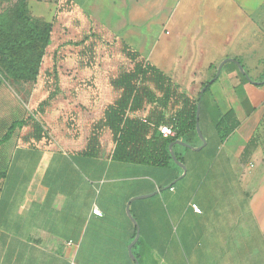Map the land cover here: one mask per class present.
<instances>
[{"label":"crops","instance_id":"obj_1","mask_svg":"<svg viewBox=\"0 0 264 264\" xmlns=\"http://www.w3.org/2000/svg\"><path fill=\"white\" fill-rule=\"evenodd\" d=\"M26 2L34 18L42 19L41 15L67 3L85 20L89 17L109 27L123 25L127 43L132 48L137 44L147 48L149 62L183 87L190 98L192 88L212 80L213 71L224 63L214 77L211 95L205 97L199 124L205 142L212 145L206 148V142L199 151L193 150L197 154L190 169L185 167L186 174L174 180L170 189V185L161 187L165 181L155 168L112 161L114 145L108 130L100 137L101 152L89 170L78 155L85 143L73 150L32 140L11 143L9 139L1 144L0 166L5 174L0 177V264H94L103 259L96 256L97 246L112 253L111 248L115 254L125 246L127 250L135 226L127 217L126 204L131 198L150 194L132 202L131 216L142 241L140 257L148 247L152 261L182 264V253L189 252L192 257L204 241L207 248H221L217 256L211 250L214 264H264V177L256 175L249 180L242 174L246 165L240 162L243 149L264 116V0ZM252 56L258 58L251 61ZM250 70L257 73L254 78ZM214 106L219 112L210 116ZM230 109L240 125L215 152L212 120ZM233 134L242 142L229 144ZM230 181L237 184L242 222L211 225L209 229L207 222L227 216L230 210L214 211L202 204L197 199L198 188L207 182L228 190ZM247 183L258 186L249 199ZM87 187L92 194L88 200ZM192 204L200 213L192 210ZM94 208L101 216L92 213ZM246 214L251 223L245 222ZM221 221L224 223L223 218ZM219 231L222 233L217 235ZM225 247L232 250L224 251ZM256 257L260 259L256 261Z\"/></svg>","mask_w":264,"mask_h":264},{"label":"rangeland","instance_id":"obj_2","mask_svg":"<svg viewBox=\"0 0 264 264\" xmlns=\"http://www.w3.org/2000/svg\"><path fill=\"white\" fill-rule=\"evenodd\" d=\"M16 1L0 0V13L11 9ZM41 18L49 21L51 31L35 78L28 81L9 78L3 75L0 68V138L12 122L34 117L46 132V137L40 141L42 144L53 142L61 147L62 145L69 146L68 149L71 150L81 148L86 143L91 125L114 98V94L108 89L109 79L114 77L121 68L130 69L132 67L122 51V45L126 44L131 50L138 52L139 58L149 61L146 54L147 48H140V44L136 46L135 43L132 48L127 43L128 39L124 35L123 25L116 24L114 28L109 27V24L93 22L89 17L85 20L79 16L76 7L69 6L67 3L63 7L55 8L54 11H48L46 15H41ZM82 40L84 43L74 45ZM156 56L155 53L154 57ZM257 58V56H252L251 61ZM249 72L250 77L253 78L257 74L253 70ZM185 80L188 83L189 79L185 78ZM180 89L185 91L183 87ZM192 90V98H195L201 91L200 87H194ZM210 92L211 89L206 95H211ZM52 93L54 96L49 104L40 107V104ZM222 105L220 108L222 107V111H225ZM30 130L31 127L22 129L16 127L9 142L26 143L24 137ZM251 140L254 143V149L250 157L245 160L246 166H242L244 170L242 174L253 181L256 175L264 177V116L250 138ZM239 142L242 141L238 134H233L228 141L229 144ZM180 150L184 157L185 167L190 169V164L197 153L189 148ZM254 156L255 159H253ZM2 169L0 166V172ZM225 184L227 186V183ZM213 185L217 186L215 190L211 189ZM236 185L230 181L228 182L229 189L225 190L221 184L206 182L198 188L196 195L202 204L213 208L214 211H222L225 208L230 210L227 216L220 215V219L214 217L213 222H207L209 229L211 225L215 227L241 224L243 205ZM257 187L256 184L247 183L245 190L248 199ZM237 211L240 212V220L238 216L236 217ZM222 212L228 211L223 210ZM222 218L224 223L221 221ZM245 222L251 223L248 214L245 215ZM220 233L222 232L219 231L216 234ZM201 242L203 245L200 244L195 248V254L192 257L189 252L182 253L184 260L182 264H214L215 259L212 258L211 250L217 256L218 254L215 253L221 248L210 249L205 247L204 241ZM226 250L230 252L232 248L225 247L224 251ZM144 251L145 254L140 258V264H167L158 259L152 261L151 255L149 256L150 248L146 247Z\"/></svg>","mask_w":264,"mask_h":264},{"label":"trees","instance_id":"obj_3","mask_svg":"<svg viewBox=\"0 0 264 264\" xmlns=\"http://www.w3.org/2000/svg\"><path fill=\"white\" fill-rule=\"evenodd\" d=\"M50 29L49 22L31 16L26 0H17L11 9L1 12L0 68L3 75L24 81L34 79L38 74L44 48L49 42ZM81 43H84V40L74 45ZM122 51L132 67L121 68L109 79L108 89L114 94V98L104 107L101 117L91 125L85 147L78 155L84 159L86 169H91L101 152L100 137L105 130H108L114 145L111 152L112 161L155 168L160 172L162 181H165L161 187L168 186L182 174V169L172 159L169 145L176 141L192 147L201 145L195 128L197 105L199 104L198 123L200 124L205 110L206 93L216 80L203 83L200 90L205 87L204 92L201 94L199 91L195 98H190L185 91L180 90L173 83L169 76L148 60L139 58V54L126 44L122 45ZM244 73L248 76L246 71ZM53 96V93L49 94L40 107L48 105ZM216 112L219 110L214 106L209 114L212 116ZM212 123L216 137L213 149L216 152L240 123L232 109L220 113ZM159 126L170 127L173 136L163 137L158 131ZM16 127L21 129L31 127L30 132L24 137L25 141L39 142L46 137L40 122L34 117H29L26 120L12 122L0 138V145L10 139ZM206 142V148L212 145L208 140ZM253 144L252 140L246 144L240 156L241 163H245L251 155ZM181 148L183 147L174 144L173 156L185 166L184 157L180 153ZM79 167L82 169V164ZM4 174L5 172H0V177ZM172 187L173 185H170L168 189ZM91 195L87 187V200ZM134 204L135 202L129 207L131 215ZM134 236L135 229L132 231L129 243ZM141 243L139 238L131 248L138 264L141 258L138 253ZM110 250L112 253L104 248L95 247L96 256L99 255L98 257L103 259L94 264H134L127 254L126 246L116 254L113 249ZM105 258L110 260L106 261ZM88 262L86 264L90 263Z\"/></svg>","mask_w":264,"mask_h":264},{"label":"water","instance_id":"obj_4","mask_svg":"<svg viewBox=\"0 0 264 264\" xmlns=\"http://www.w3.org/2000/svg\"><path fill=\"white\" fill-rule=\"evenodd\" d=\"M223 63H224V61L221 62V63L219 64V66H218V68H217V70H216V73H215V78L219 75V73H220V69H221ZM236 64H237V63H236ZM237 66H238L240 72L243 74V73H244L243 68H242L239 64H237ZM215 78H213V79L211 80V82H213ZM246 78H247V80L250 81V79L247 77V75H246ZM211 82H210V83H211ZM250 82H252V81H250ZM252 83H253V82H252ZM204 90H205V87H203V88L201 89L200 93L202 94V93L204 92ZM198 120H199V104L197 105V112H196V127H195V128H196L197 135H198L199 139H200L201 142H202V145H201L200 147L194 148V147L189 146V145H187V144H185V143H183V142H181V141H176V142H173V143H171V144L169 145V148H170V154H171V156H172V159L175 160L176 164L182 169V174H181V176H179L177 179H180L181 177H183V176L186 174V168H185L184 164H182L181 162L177 161V160L175 159V157L173 156V151H172V147H173V145H174V144L181 145L182 147L189 148V149L196 150V151H199L202 147H204V146L206 145L205 139L203 138V136H202V134H201V132H200V129H199V123H198ZM173 183H174V182H173ZM150 195H151V194H150ZM150 195H143V196H138V197L131 198V199L127 202L126 207H125V211H126L127 217L130 219V221H131V222L133 223V225L135 226V236H134L133 240H132V241L128 244V246H127L128 256H129V258L131 259V261H132L134 264H138V262H137L136 258L133 256V254H132V252H131V248H132L133 245L138 241V239H139V234H140V230H139V226H138L137 222H136V221L133 219V217L131 216V213H130L129 207H130V204H131L133 201H135V200H137V199H144V198H147V197H149Z\"/></svg>","mask_w":264,"mask_h":264},{"label":"built area","instance_id":"obj_5","mask_svg":"<svg viewBox=\"0 0 264 264\" xmlns=\"http://www.w3.org/2000/svg\"><path fill=\"white\" fill-rule=\"evenodd\" d=\"M158 131H159V133H160L163 137L173 136V132H172V130H171L170 127H167V126H159V127H158ZM191 208H192V210H193L195 213H200V209H199L196 205L192 204V205H191ZM92 213L95 214V215H97V216H101V212H100L98 209H96V208H94V209L92 210Z\"/></svg>","mask_w":264,"mask_h":264}]
</instances>
